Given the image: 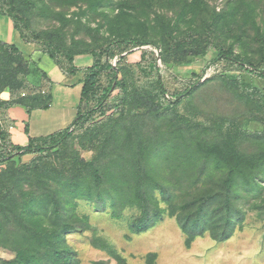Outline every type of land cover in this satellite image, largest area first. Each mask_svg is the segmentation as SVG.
Wrapping results in <instances>:
<instances>
[{
    "label": "rangeland",
    "instance_id": "rangeland-1",
    "mask_svg": "<svg viewBox=\"0 0 264 264\" xmlns=\"http://www.w3.org/2000/svg\"><path fill=\"white\" fill-rule=\"evenodd\" d=\"M15 2L33 31L66 51L145 37L158 47L130 52L158 58L170 95L195 85L165 108L155 71L142 77L112 59L128 87L114 112L53 152L0 162V264H264V79L226 60L203 72L227 48L264 68V0ZM22 54L0 49V103L47 91L39 63ZM7 124L1 107L0 129ZM234 127L242 132L237 152L257 164L229 182V167L207 149ZM86 186L93 197L78 194ZM106 194L121 216L101 206ZM137 194L143 209L133 204ZM141 210L161 218L138 233ZM65 244L77 260L66 262Z\"/></svg>",
    "mask_w": 264,
    "mask_h": 264
},
{
    "label": "trees",
    "instance_id": "trees-1",
    "mask_svg": "<svg viewBox=\"0 0 264 264\" xmlns=\"http://www.w3.org/2000/svg\"><path fill=\"white\" fill-rule=\"evenodd\" d=\"M0 14L8 16L13 21L15 29L20 33L21 37L26 42L40 44L41 51L48 55L65 73L75 74L78 72L79 69L74 64L75 55L80 53H90L94 57L93 65L85 69L78 115L73 123L66 129L59 130L49 135L29 137V143L25 146L14 144L10 138L7 128L0 129V162H6L15 157H23L24 155L29 154L43 155L53 152L59 147L65 145L75 134L87 131L90 125L98 118L104 117L109 113L114 112L118 108L119 104L126 100L128 92L126 82L121 76V70L119 67L117 68L118 64H124L126 66L134 65L137 68L139 75L142 77H152L155 71L157 75V87L161 101L165 108L173 106L175 99L183 98L186 94L192 92V89L194 88L193 86L195 84L186 89L184 92L170 95L168 90L165 88L163 78L160 73V67L157 62L158 58H152L150 55L151 51L149 49H145L142 52L141 60L139 62L131 63L128 61L127 56L131 53V49L135 47H158L150 39L145 37L114 38L108 44L90 51L70 52L64 50L51 39L33 31L28 17L19 13L15 0H0ZM0 49H4L8 54L13 56H23L22 51L18 48V46L3 40H0ZM115 57L118 58V64L116 65L112 63V59ZM219 60H226L231 63L240 64L241 67H243L247 72L256 74L264 79V68H261L250 60L239 57L232 48L221 50L218 56L203 68V72L207 71L214 62ZM13 62L17 63L19 62V59L14 60ZM39 72L48 84L50 81L46 72H44L42 69H39ZM198 80H200V77H198ZM116 90L118 91L117 94L119 97L117 102L114 103L112 102V98L113 93ZM42 96L43 97H39V95H32V97H30L26 93L25 97L19 98V100L16 102H1L0 108L5 107L7 110L13 104L21 103L26 106L28 113H31V111L36 108L47 109L50 107L52 102L50 88H47L46 93ZM241 135L242 132L238 131L235 127L230 128L227 131L226 137L222 144H214L209 146L207 149L209 154L215 155L221 163L229 167L227 178L229 182L235 181L236 174L241 166L247 164L256 166L257 164L256 158L247 159L237 152L236 143ZM81 184L82 183H77L75 186L79 188ZM93 190L94 189L92 186H86L85 190L78 194L84 198H91L94 196ZM99 196L101 197L103 195L98 194L97 197ZM142 197V194H137V198L133 202V204L139 206L141 209H143L142 206H144L145 202ZM108 198L109 195L106 194L105 198L100 200V202H102L101 206L107 208L109 205L113 209V214L115 216H121L122 209L120 207L118 208L113 202L108 204L106 201ZM52 202L58 203L57 199H53ZM160 214L161 211L159 210L157 213L153 212L152 216L153 218H161ZM152 216L147 215L141 210V214L133 221L134 231H138V233H140L151 227V223L154 221L151 220ZM78 219L84 224V226H88L89 218L87 215L79 216ZM69 232L70 231L66 233V240ZM99 240L101 246L107 247L111 252H114L112 247L104 243V240ZM63 252L66 255V262H70L72 258H76L75 251L71 245L65 244V249ZM55 254L58 256L60 251H55Z\"/></svg>",
    "mask_w": 264,
    "mask_h": 264
},
{
    "label": "crops",
    "instance_id": "crops-1",
    "mask_svg": "<svg viewBox=\"0 0 264 264\" xmlns=\"http://www.w3.org/2000/svg\"><path fill=\"white\" fill-rule=\"evenodd\" d=\"M0 21H2L1 25H6L3 33L0 29V40L15 44L24 54L34 58L50 81L46 85L52 94L49 108H36L28 113L25 105L16 103L6 110L8 118L6 128L12 142L25 146L29 143V137L49 135L66 129L73 123L78 115L85 69L93 65L94 57L90 53L75 55L74 64L79 69L78 72L65 73L50 57L47 59L45 56L48 55L44 54L36 44L26 42L9 17ZM141 54L137 52L128 54V61L139 62Z\"/></svg>",
    "mask_w": 264,
    "mask_h": 264
}]
</instances>
